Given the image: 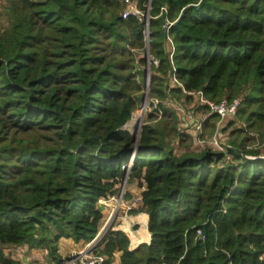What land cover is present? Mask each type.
Here are the masks:
<instances>
[{"label": "trees", "instance_id": "obj_1", "mask_svg": "<svg viewBox=\"0 0 264 264\" xmlns=\"http://www.w3.org/2000/svg\"><path fill=\"white\" fill-rule=\"evenodd\" d=\"M135 1L147 21L123 17V0H7L0 244L48 248L56 263L61 237L97 236L99 201L128 172L144 188L129 212L147 213L150 241L129 249L113 221L97 244L105 264L115 252L119 264H264V157L254 145L264 142V0ZM146 31L148 99L158 101L147 120L159 119L142 124L135 145L123 126L144 94ZM197 91L240 103L219 122L196 99L201 137L225 121L219 131L231 129L221 149L177 154L172 139L192 138L176 110ZM0 264L22 263L0 249Z\"/></svg>", "mask_w": 264, "mask_h": 264}, {"label": "rangeland", "instance_id": "obj_2", "mask_svg": "<svg viewBox=\"0 0 264 264\" xmlns=\"http://www.w3.org/2000/svg\"><path fill=\"white\" fill-rule=\"evenodd\" d=\"M5 5H7V0H0V30H2L7 24L6 14H5V10H4ZM142 55H144V54L137 52L136 56L138 57V56H142ZM146 56H147L146 57L147 58V64H145L144 66H146V68H147L146 69V74H147L146 79L147 80L145 79L146 81L144 82V85L143 84L142 85H143V92L146 93L147 97H148L149 82H150V75H149L150 69H149L148 65L150 62V57L148 55H146ZM144 66L140 65V67H144ZM150 101H151V99L147 98V100L145 101L146 106L144 108L142 107V106H144L142 102L138 103V105L136 106V109L132 113L131 119L123 126L124 129L128 130L131 133L130 128L132 127V125H134L136 123L132 119H135V118L141 117V120H139V121H141L140 128H141L142 124H144L146 122L155 123L159 119V116H157V119H151L149 121L147 120L148 112L153 110V107H151L149 104ZM180 101H182L181 98H180ZM168 105L172 106L171 103H168ZM201 106H203V105L196 103V99L193 97L189 103H185L182 106H180L181 109L176 108L177 109L176 114L179 115V117H181V119H179L181 124H179V121H178V124H179L178 127L180 128L178 131L183 132L184 134H188L192 138V139H190L189 137H187L186 140L183 141L181 144H179L177 142V140L172 139L171 143H172V145L175 149V152L177 154H180L182 152H187V151L192 152V153H196V152H199L200 150L205 149L206 147H209V148L214 150V149L218 148L216 146V144H218V145L222 144L223 145L226 143L227 132L231 129V127L227 128L228 129L227 132H220L219 131V129H221V127L225 126L226 121L223 122L222 126L219 124L218 131L214 130L212 133H210L209 129L205 130L204 135L202 137H201V134L199 133L200 130H197V131L194 130V125L197 123V121H198V123H200V121L203 120V117L206 116V114H204L205 109L202 108ZM193 109H194V111H193ZM142 112H143V114H142ZM189 113L191 114L190 116H187V115L184 116V114H189ZM190 117L192 119H190ZM236 126H238V123L234 125V127H236ZM134 136H135V140L137 142V139L139 137V132H138L137 128L134 132ZM185 137H186V135H185ZM254 145L260 147V149L263 150L262 154L264 155V142L259 143V141L256 139L254 142ZM121 183L123 184L122 189H121V191H123V195H122V202L120 204H122L124 202V196H125L124 192L126 190V186L128 187L129 183H130L128 172H126L122 176V179L119 183L118 192L120 191V184ZM116 195L117 194H115V196ZM106 200H105V202H106ZM102 202L103 201H99L100 204H103ZM114 202H115V207H116L117 203H116V201H114ZM133 202H134V199L132 200V203ZM119 211H120V206H118V210L116 211L114 218L118 215ZM110 217H111V215L109 216V218ZM109 218H108V220H109ZM103 227H104V224L101 223V228H100L99 232L102 230ZM30 248L42 249L41 247H30ZM0 249L5 253V255L12 257L14 259L20 260L22 264H26L23 261V257H25V255H28L29 252L27 250H25L22 246L12 245V244H6V245L0 244ZM46 250L48 253V248ZM38 253H40V252H38ZM48 258L49 257L46 254V259H48ZM30 260H32V257L30 258ZM31 262L33 263V261H31ZM109 264H112V262H110Z\"/></svg>", "mask_w": 264, "mask_h": 264}, {"label": "crops", "instance_id": "obj_3", "mask_svg": "<svg viewBox=\"0 0 264 264\" xmlns=\"http://www.w3.org/2000/svg\"><path fill=\"white\" fill-rule=\"evenodd\" d=\"M143 189V187L138 186L137 181H130L129 186H126L125 190L126 199H124V202L120 205L118 215L115 218L113 217L110 225L108 226L109 228L114 221L112 228L121 230L127 235L129 239V249L135 248L140 243H148L150 241V233L147 229V213L141 210L137 212H129V209L134 210L135 208L138 209L140 207V193ZM136 198H139V200L134 201L133 206L128 208V206L132 203V200ZM113 203V200L107 199L106 202L101 205L103 213L102 223L104 225L106 224L105 222L108 220L109 216L115 215L118 210L114 211L115 203ZM85 246L86 244H83L82 242L76 243L70 238L61 237L58 241V254L60 255L59 260L67 258L72 252L82 249ZM22 247L29 252L28 255L23 257V261L26 264H53V261L46 259L47 250L45 248L37 249L28 248L26 246ZM119 256V252L114 253L113 260L111 261L112 264H119ZM31 257L32 260H30ZM31 261H33V263Z\"/></svg>", "mask_w": 264, "mask_h": 264}, {"label": "built area", "instance_id": "obj_4", "mask_svg": "<svg viewBox=\"0 0 264 264\" xmlns=\"http://www.w3.org/2000/svg\"><path fill=\"white\" fill-rule=\"evenodd\" d=\"M123 2L125 4V9L123 10V13H122L123 17L127 16L128 14H134L139 19L146 20V13L142 14V11L139 10L136 6L135 0H123ZM172 81L178 83L177 79L174 76H172ZM191 94H193L195 99H198L200 103H204L208 105L210 112H215L216 114H218L219 122L223 121L225 117L231 114H234L237 110L238 104L240 103L239 98H235L231 102H229L226 99H222L219 102H212L204 98L201 91L191 92ZM151 101L155 104L158 102L156 99H151ZM185 115L190 116L188 114H185ZM206 116L203 117V120L205 119ZM200 123H198L197 121L196 125L194 126L195 131L200 130V125H201ZM216 146L218 147V149H221L220 145L216 144ZM228 157L229 156H226V160L230 159V157L229 158ZM262 157H264V155ZM129 166L130 164L128 165V167ZM122 195H123V191H119L116 196L113 195L107 199L116 201L117 203L116 207H118L121 205L120 203L122 202ZM105 200L106 199H101L100 201H103L102 203H104ZM138 200L139 198L134 199V201H138ZM132 206H133V203H131L128 206V208H131ZM220 210L225 211V209H220ZM196 234L198 236H201L202 235L201 230L198 229ZM93 240L86 243V246L84 248L79 249L75 252H72L67 258L61 259L58 262L53 263V264H105L107 256L105 254H101L98 252L99 250L97 249V244H93L92 243Z\"/></svg>", "mask_w": 264, "mask_h": 264}, {"label": "water", "instance_id": "obj_5", "mask_svg": "<svg viewBox=\"0 0 264 264\" xmlns=\"http://www.w3.org/2000/svg\"><path fill=\"white\" fill-rule=\"evenodd\" d=\"M145 41H146V49H145V55H148V34H147V31H146V33H145ZM146 67H145V72H144V82L147 80L146 79V76H147V74H146ZM146 79V80H145ZM147 94L146 93H144L143 94V97H142V100H141V102L143 103V105L145 106V101L147 100ZM140 124H141V121H138L137 122V124H136V127H138V132H140ZM138 125V126H137ZM131 134H132V136H133V138H134V141H135V145L137 144V142H136V140H135V136H134V132H131ZM133 156H134V153H133V155H132V159H133ZM127 162L124 164V166L123 167H127ZM122 183L120 184V191H121V189H122ZM118 209V207H115V210L114 211H116ZM113 217H114V215H112L110 218H109V220L106 222V224L104 225V227L102 228V230L97 234V236H96V238L93 240V244H98V242H99V240H100V238H101V236L103 235V233L108 229V226L110 225V223H111V221H112V219H113Z\"/></svg>", "mask_w": 264, "mask_h": 264}, {"label": "bare ground", "instance_id": "obj_6", "mask_svg": "<svg viewBox=\"0 0 264 264\" xmlns=\"http://www.w3.org/2000/svg\"><path fill=\"white\" fill-rule=\"evenodd\" d=\"M145 106H146V102H145ZM145 106H142V107L144 108ZM142 114H143V112H142ZM132 120L135 121L136 123H135L134 125H132V127L130 128V130H131V132H135L136 128H137V130H138V127H136V124H137V122H138L139 120H141V117H139V118H135V119H132ZM137 126H138V125H137Z\"/></svg>", "mask_w": 264, "mask_h": 264}, {"label": "clouds", "instance_id": "obj_7", "mask_svg": "<svg viewBox=\"0 0 264 264\" xmlns=\"http://www.w3.org/2000/svg\"><path fill=\"white\" fill-rule=\"evenodd\" d=\"M133 157H134V156H133ZM127 163H128V164H127V167H126V168L128 169V168L130 167V166L128 167V165H129V164L131 165V163H132V157L130 158L129 161H127Z\"/></svg>", "mask_w": 264, "mask_h": 264}]
</instances>
